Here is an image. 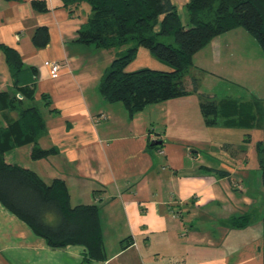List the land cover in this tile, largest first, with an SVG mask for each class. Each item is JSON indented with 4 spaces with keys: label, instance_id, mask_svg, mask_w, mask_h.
Wrapping results in <instances>:
<instances>
[{
    "label": "crops",
    "instance_id": "obj_1",
    "mask_svg": "<svg viewBox=\"0 0 264 264\" xmlns=\"http://www.w3.org/2000/svg\"><path fill=\"white\" fill-rule=\"evenodd\" d=\"M31 1L0 0V44L36 68L32 103L45 122L38 144L57 152L28 158L32 146L26 144L9 156L47 182L64 179L71 204L97 205L104 256L88 264H264V172L260 176L259 155L249 157L254 144L228 138L240 128V140H248L260 121L253 127L228 126L223 119L208 125L193 92L130 115L121 101L105 100L98 89L126 45L117 52L75 40L89 14L85 2L70 14L62 0H46L45 12H36ZM188 1L171 0L184 26ZM38 26L48 30L43 47L32 40ZM229 31L195 52L190 68L227 70L222 54ZM45 61L60 64L56 77ZM143 67L171 70L139 47L125 70ZM189 77L184 82L190 89ZM215 128L226 137L213 136ZM237 217H244V225L231 223ZM86 256L82 245L50 247L0 203V264H81Z\"/></svg>",
    "mask_w": 264,
    "mask_h": 264
},
{
    "label": "trees",
    "instance_id": "obj_2",
    "mask_svg": "<svg viewBox=\"0 0 264 264\" xmlns=\"http://www.w3.org/2000/svg\"><path fill=\"white\" fill-rule=\"evenodd\" d=\"M70 14L82 2L89 5L85 23L77 30L75 40L101 48L126 45L101 76L98 89L109 101H121L130 115L145 105L197 92L198 83L191 77V88L184 78L192 66V56L215 36L236 27H244L259 43L264 58V0H189L188 22L184 26L171 0H62ZM36 12L49 10L46 0H32ZM158 26V29L156 27ZM36 47L48 42L45 26L32 34ZM139 47L147 48L171 70L143 67L126 71ZM7 65L10 85L0 89V203L23 220L35 234L52 248L82 245L90 259L103 258V238L96 204H71L64 179L45 181L27 165L11 159L9 152L30 144V157L39 159L57 152L42 148L39 137L45 132L40 109L32 103L36 68L26 65L19 52L0 44ZM188 84V83H187ZM199 107L205 123L214 125L218 118L228 126L253 127L264 119V98L248 102L218 99L199 93ZM261 123V121H260ZM259 140V163L264 170V146ZM260 151L262 153L260 154ZM264 187V175L262 179ZM244 225V217L231 220ZM264 263V232L261 244Z\"/></svg>",
    "mask_w": 264,
    "mask_h": 264
},
{
    "label": "rangeland",
    "instance_id": "obj_3",
    "mask_svg": "<svg viewBox=\"0 0 264 264\" xmlns=\"http://www.w3.org/2000/svg\"><path fill=\"white\" fill-rule=\"evenodd\" d=\"M183 15L186 16V9L183 10ZM235 30H231L226 33L230 39L227 41L226 50L223 45V64L227 67V70H217L213 69L214 74L205 71L203 69H195L190 68V74L195 77L198 83V90L197 92H193L195 96H199V93H209L212 92L214 97L225 99L232 98L233 100H239L242 102H248L250 99L257 98L263 99L264 98V58L262 55V50L259 46L258 41L242 26L234 28ZM93 45V44H92ZM94 46V45H93ZM123 47H116L115 50L117 52ZM97 52V50H96ZM117 55H120L119 52ZM221 66V65H220ZM189 73L185 76V80L190 78ZM9 71L7 65L5 63V58L2 52H0V89H8L9 88ZM188 81V79H187ZM196 96V97H197ZM4 115V114H3ZM0 113V121L2 123L6 122L4 120V116ZM222 119V118H218ZM217 120V121H218ZM224 120V119H223ZM261 126L252 128L249 130L251 135H249L248 140H240V132L241 129H232L231 131L225 132L228 133V138L232 141H237L239 143H252L254 144V149L249 154L251 159H255L259 155V151L257 150V143L259 140L263 141L264 138V119L261 118ZM256 122V121H255ZM217 128L213 129V136L218 137L219 134L221 138H225V134L217 133ZM245 129H242L244 131ZM233 134L229 136V134ZM227 138V139H228ZM262 146H264V142H262ZM23 147L21 150H24ZM235 147L233 148V150ZM28 152V150L26 149ZM262 151H260V154ZM260 156V155H259ZM30 158V155H27ZM21 161L22 158H20ZM30 160L26 158V161ZM264 170L260 166L259 173L260 176L263 174ZM75 200L72 201L74 205Z\"/></svg>",
    "mask_w": 264,
    "mask_h": 264
},
{
    "label": "built area",
    "instance_id": "obj_4",
    "mask_svg": "<svg viewBox=\"0 0 264 264\" xmlns=\"http://www.w3.org/2000/svg\"><path fill=\"white\" fill-rule=\"evenodd\" d=\"M44 64L50 69L51 76L56 77L60 64L56 61H45Z\"/></svg>",
    "mask_w": 264,
    "mask_h": 264
},
{
    "label": "water",
    "instance_id": "obj_5",
    "mask_svg": "<svg viewBox=\"0 0 264 264\" xmlns=\"http://www.w3.org/2000/svg\"><path fill=\"white\" fill-rule=\"evenodd\" d=\"M160 143V141H153L152 142V144L154 145V144H159Z\"/></svg>",
    "mask_w": 264,
    "mask_h": 264
}]
</instances>
